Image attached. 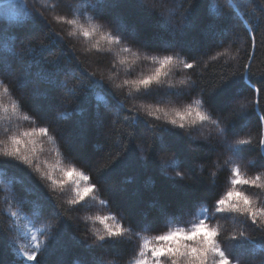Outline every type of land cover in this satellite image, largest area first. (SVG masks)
Here are the masks:
<instances>
[{"label":"trees","instance_id":"1","mask_svg":"<svg viewBox=\"0 0 264 264\" xmlns=\"http://www.w3.org/2000/svg\"><path fill=\"white\" fill-rule=\"evenodd\" d=\"M3 1L7 0H0V50L5 49V58L0 57V150L9 149L13 137L24 142L22 149L32 147L29 140L36 141L34 162L52 179H39L27 166L0 152V264H136L145 238L176 228L188 231L201 219L218 228L222 248H232V234L245 231L258 244L244 253L241 264H264V231L243 213H217L214 207L234 189L249 198L258 224L264 223L260 215L264 209V120L260 119L264 116V0H203L196 9L202 28L215 26L226 15L232 16V23L222 30L218 27V37L203 46L170 51L110 42L108 37L116 31L108 19L116 14L128 19L149 16L161 35L170 36L168 23L180 26L194 0H166L163 7L162 0H150L154 7L128 4L103 12L98 0ZM16 16L23 19H13ZM34 18L41 23L26 39L23 26ZM93 27H97L94 32ZM85 30L91 35L85 36ZM176 38L181 39V34ZM125 46L131 51H123ZM164 55H172L173 63L147 91L124 83L153 74ZM185 63L194 67L185 68ZM57 65L63 69L57 74L62 85L57 99L52 108L38 109L37 104H46L41 95L46 85L36 73H56ZM24 71L35 80L29 87L21 86ZM225 74L239 79V99L252 102L245 118L233 119L231 125L230 142H249L236 145L238 156L217 147L222 137L211 120L193 124L187 118L181 121L184 129L170 124V119L179 120L177 111L195 108L202 100V90H210ZM100 77L106 88L92 86ZM115 84L122 87L116 89ZM200 110L217 119L207 106L202 104ZM97 113L104 127L93 135L87 150L76 145L66 150L63 137L77 121H92ZM153 124L188 133L181 150L164 153L154 149L148 161L139 159L137 145L147 148ZM41 127H49L48 135L39 132ZM33 130L31 137L24 135ZM125 147L136 151L137 163L122 167L121 161L109 168L110 158ZM236 168L242 179H260L234 185ZM71 169L76 171L65 176ZM177 172L183 175L177 176ZM84 188L92 190L84 200L72 204L77 190ZM137 188L143 193V203L133 207L131 193ZM164 191L182 195L158 200ZM161 203L168 209L166 214L159 211ZM105 216H115V221L107 223L119 222L129 233L116 247L89 246L82 238L91 241L97 232L102 233L104 223L98 217ZM72 237L80 243L71 245ZM37 242L41 251L36 261H28L23 253H31ZM161 261L164 264V257Z\"/></svg>","mask_w":264,"mask_h":264},{"label":"snow or ice","instance_id":"2","mask_svg":"<svg viewBox=\"0 0 264 264\" xmlns=\"http://www.w3.org/2000/svg\"><path fill=\"white\" fill-rule=\"evenodd\" d=\"M203 0H194L190 3L189 10L185 13L184 22L180 26L168 23V32L170 36L161 35L156 25H154L149 16L140 15L135 19H128L119 14L110 16L108 23L116 31V35L108 37L110 42H114L117 45L122 43L130 44L132 46H138L142 49L155 50V51H170L177 47H185L189 50L196 49L200 46L207 44L208 42L216 39L220 34L217 28L223 29L227 25L232 23V16L226 15L222 17L215 26H209L207 28L201 27V17L197 14L196 9L200 6ZM250 2V0H249ZM101 11L116 10L125 7L128 4L133 6H145V0H98ZM166 4V0H162V7ZM147 7H154L148 5ZM13 19L21 20L22 17L16 16ZM41 23L40 18L31 19V22L25 24L23 27L27 30L25 32V38H30L35 34V30L39 28ZM75 23V21H71ZM98 27V26H97ZM97 27H93L91 31H96ZM181 34V39L176 38V34ZM84 35H91L89 30L84 31ZM146 41L147 43H142ZM154 45V46H153ZM123 51L130 52L131 48L125 46ZM224 55V53H219ZM153 59H156L153 57ZM216 59V57H213ZM160 67L155 72L147 77H144L135 81H125L124 83H130L138 89L143 87L145 91L149 89V86L153 81L159 82L162 74V70L173 63L172 55H164L159 59ZM121 63H124L122 60ZM185 68L191 69L194 67L193 63H185ZM61 66L57 65L56 73H49L42 71L36 73V76L46 85L45 91L41 94L45 98L46 104H37V108H52L56 99L57 93L61 88V83L58 81V73L62 72ZM95 78L96 73H92ZM21 86L29 87L35 83V80L31 78V74L28 71L21 73ZM185 83V81H181ZM93 87L106 88L107 85L103 77L95 79ZM122 85L115 84L116 89H120ZM251 87V85H249ZM7 91V89H5ZM202 100H198L195 108L189 106L183 112H176L179 116V120L170 119V124L178 126L180 129H184L185 125L181 121L187 118H192L191 123H196L197 120L200 122H207L211 120L212 124L217 125V131L222 137L221 142L217 145L218 148L224 149L226 152H231L234 156H238L239 153L236 150V145L249 143L248 141L239 140L234 143L230 142V137L233 135L232 123L233 119L243 120L245 118L246 108L251 106V101L247 104L242 102L239 97L242 95L240 90V82L235 74L233 75H222L213 84L210 90H202ZM255 92L257 95L260 93V89L256 88ZM98 99H104L103 97H97ZM207 106L217 119H211V117L200 110L201 105ZM148 109H146L147 111ZM162 111V110H161ZM153 115V112H149ZM167 115V114H166ZM28 117H25L27 119ZM264 120V116L260 117ZM104 127V121L100 118V114H96V118L92 121H77L71 131L63 137V146L66 150H69L71 145H76L82 150H87L93 135L99 132ZM154 131L149 137L147 148L145 149L141 145H137L140 156L139 159L148 161L149 154L154 150L158 149L161 152L168 153L169 151H179L183 147L184 135L188 133H181L176 131L174 128L166 127L163 124H153ZM39 132L44 135H48L49 127L39 128ZM33 132H25L26 137L34 135ZM49 139L51 137L49 136ZM131 139V137H130ZM23 141L12 138V146L6 150H0L2 155L9 157L20 165L27 166L29 170L38 174V178L41 180L52 179L50 173L45 171L40 164L34 162L36 153L35 144L36 141L29 140L28 144L32 147L21 148L20 145ZM264 143V140L261 141ZM174 155V152H173ZM123 161L122 167H131L137 163L136 151H130L127 147L123 151L110 158L108 164L109 168H112L118 162ZM163 163V162H162ZM51 167V166H49ZM121 167V168H122ZM75 169L65 171L64 175L68 176ZM82 176L83 179L87 180L88 177L82 173H77ZM177 176H182L183 173L177 172ZM260 178L257 177L254 180L242 179L240 176V169L234 170V179L232 183L236 184H248L256 183ZM54 183H64L63 181H55ZM92 189L84 188L83 190H77L76 198L71 201L72 204H76L78 201L84 200L86 194ZM182 195L180 191H164L157 196L158 200H175ZM132 200L131 205L133 207H139L143 203V193L139 188L135 189L131 193ZM155 206V205H153ZM215 211L217 213H243L247 218H250L254 225H258L261 231H264V223L257 222V211L254 210L252 203L247 196L235 191H229L225 196L216 201ZM159 211L161 214H166L168 209L161 203ZM15 215V213H13ZM262 221H264V209L260 210ZM62 218V217H59ZM227 218V217H224ZM101 223H104V231L102 233L97 232L94 239L88 240V237H83V241L88 243L89 246L96 245L98 247H116L123 242L125 236L129 233L130 229L123 227L119 222L109 224V219L115 221L116 217H98ZM208 229V231H204ZM33 241H36V237H32ZM219 230L216 227H212L207 219H201L199 223L194 224L190 230L185 231L184 228H176L175 230L168 231L164 234L157 235L151 239L145 238L143 242V248L139 251V258L136 260V264H162L161 257H164V264H233V260L236 264H241V260L246 251H250L257 247L258 242L246 234L245 231H238L233 233L231 236L233 243L232 248H222L220 240ZM189 241H194L190 243ZM71 245H77L80 243L75 237H72L69 241ZM41 251L40 243H35L34 250L31 253L24 252L28 261H36L37 255ZM240 252L241 255L237 256L236 253Z\"/></svg>","mask_w":264,"mask_h":264},{"label":"rangeland","instance_id":"3","mask_svg":"<svg viewBox=\"0 0 264 264\" xmlns=\"http://www.w3.org/2000/svg\"><path fill=\"white\" fill-rule=\"evenodd\" d=\"M14 1H17V0H7V1H3L2 4H7V3L14 2ZM145 4L151 5L150 0H145ZM167 22H169V21H167ZM3 50L5 51V49H3ZM3 50H0V57H2V59L5 58V56H3V52H2Z\"/></svg>","mask_w":264,"mask_h":264}]
</instances>
